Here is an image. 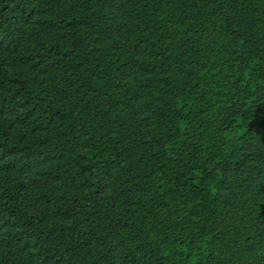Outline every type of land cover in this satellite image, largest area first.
I'll list each match as a JSON object with an SVG mask.
<instances>
[{"label":"trees","instance_id":"1","mask_svg":"<svg viewBox=\"0 0 264 264\" xmlns=\"http://www.w3.org/2000/svg\"><path fill=\"white\" fill-rule=\"evenodd\" d=\"M0 264H264V0H0Z\"/></svg>","mask_w":264,"mask_h":264}]
</instances>
